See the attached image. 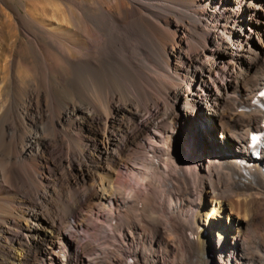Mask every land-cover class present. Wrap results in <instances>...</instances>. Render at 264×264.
Masks as SVG:
<instances>
[{
  "label": "bare ground",
  "instance_id": "obj_1",
  "mask_svg": "<svg viewBox=\"0 0 264 264\" xmlns=\"http://www.w3.org/2000/svg\"><path fill=\"white\" fill-rule=\"evenodd\" d=\"M44 3L0 22V264H95L103 222V264H264L261 1Z\"/></svg>",
  "mask_w": 264,
  "mask_h": 264
},
{
  "label": "rangeland",
  "instance_id": "obj_2",
  "mask_svg": "<svg viewBox=\"0 0 264 264\" xmlns=\"http://www.w3.org/2000/svg\"><path fill=\"white\" fill-rule=\"evenodd\" d=\"M42 0H0V22H3V21H5V15H6V13L7 14H9V15H11L10 16V18H11V20H14V18L12 17V12H14V11H16V9L18 8L23 14H25L26 15V17H25V19H27V16L29 15H31V13L33 12V15H31V16H34V14H36V16L34 17V18H36L37 19V9L38 8H40V7H42V6H47L45 3H44V1H54V0H43L42 2H41ZM256 1H258V3H259V1H261V4L264 6V0H256ZM41 2V3H40ZM41 4H43V5H41ZM48 6H50V5H48ZM59 6H61V4L59 5ZM63 7V6H62ZM36 9V10H35ZM28 10V11H27ZM26 11L28 12V14L26 13ZM256 11H261V13L263 12L264 13V9H262V10H260V9H258V10H256ZM11 12V13H10ZM263 15V17H261V20L262 21H264V14H262ZM30 16V17H31ZM13 18V19H12ZM249 25V24H248ZM261 25H264V23H262ZM227 55L228 54H226L225 52H223V55H221V59L222 58H225V57H227ZM258 75V74H257ZM21 76H23V72H21ZM258 77L259 78H262L263 77V74H261V73H259V75H258ZM257 78V77H256ZM242 86V85H241ZM243 86H245V85H243ZM240 87V85L238 86V88ZM196 115H198V117H202V113H197ZM201 115V116H200ZM219 118V115H217L216 116V119H218ZM219 121H220V118H219ZM182 134L181 135H177L176 136V138H178L179 140H180V142H181V145H180V149L182 150V151H184L185 152V155H186V158L188 159V160H191V163L192 162H195V164L197 165V167H198V169L200 170H202V165L199 163V161H198V156L196 155V153L195 152H193V155H190L189 154V152H188V150H187V148H186V146H185V136H184V132L182 131L181 132ZM193 137H194V139L196 140V144H197V147H199V145L201 146V148H204V150L206 151V143H204V138H205V136L206 137H210V138H215V139H218V137H217V132H211V131H207V132H205L204 133V136L203 135H200L198 132H196V131H193ZM196 134V135H195ZM204 140V141H203ZM200 141V142H199ZM203 141V142H202ZM172 142H173V140L171 141V143H170V146H171V144H172ZM199 143V144H198ZM236 150V149H235ZM239 149H237V151H230V153L228 152V153H225V154H223L222 156H220V157H214V158H212V160L213 161H215L216 159H218V158H221V157H236V155H237V152H239L238 151ZM240 153V152H239ZM168 157V156H167ZM247 158H248V155H247ZM248 162H250V160L248 159ZM247 162V163H248ZM249 164V163H248ZM247 164V165H248ZM163 166H165V163L163 164ZM204 170V169H203ZM180 186V185H179ZM262 200V199H261ZM263 205H264V203H263ZM260 208H263L262 206L260 207ZM261 210L262 209H260V212H261ZM221 219L223 220V222H226L227 221V217L226 216H223V217H221ZM87 221H88V223H93V219H91V217H89L88 219H87ZM102 224H105L106 225V223H101V225H100V227H98V229L99 228H101V230L100 231H98V230H96V229H87V230H79V231H75L74 233H73V238H74V240L75 241H78V242H76V244H77V246H79V251L81 252V254L82 255H84V256H86V257H88V258H90V259H92L94 262H95V264H103L104 263V261H105V258H104V255H103V252H102V248L103 249H106L107 248V244L106 243H104L103 242V239L101 238L102 236H103V232H101V231H103V230H105V226L103 225L102 226ZM92 230H94V232L95 233H97V235L95 234V233H90V231H92ZM77 232V233H76ZM80 232V233H79ZM84 233V234H83ZM74 234H75V236H74ZM92 234V235H91ZM100 234V235H99ZM81 235V236H80ZM95 235V236H94ZM80 236V237H79ZM92 236V237H91ZM96 238V239H95ZM100 238V239H99ZM93 239H94V241H93ZM98 239V240H97ZM74 241V242H75ZM90 241V242H89ZM93 243H92V242ZM98 242V243H97ZM100 242V243H99ZM229 245L232 243V239H230L229 241ZM97 243V244H96ZM85 246H84V245ZM88 244H90V245H88ZM101 244V245H100ZM82 245V246H81ZM94 246L95 248H93V249H89L88 247L89 246ZM101 247H100V246ZM105 245V246H104ZM86 246H88V247H86ZM105 248H104V247ZM211 246H212V244H211ZM85 248H86V251L84 252V250H85ZM101 248V249H100ZM97 250V251H96ZM101 250V251H100ZM214 250H215V247H213L212 246V252H213V257H214V260H213V264H217V257H216V255L214 254ZM252 250V249H251ZM250 250V251H251ZM257 249L256 248H253V251H256ZM96 251V252H95ZM98 252V253H97ZM100 252V253H99ZM102 252V253H101ZM84 253V254H83ZM262 252L260 251V254H261ZM99 254V255H98ZM105 254V253H104ZM122 256V255H121ZM119 256V258L117 259V262L115 263V264H125V262H126V264H133L134 263V260L132 259V258H130V257H128V256ZM98 257V258H97ZM100 257V258H99ZM125 257V258H124ZM209 259H210V257H211V259L213 258L209 253H208V256H207ZM124 260H123V259ZM97 259V260H96ZM128 259V260H127ZM130 261H133L132 263H129Z\"/></svg>",
  "mask_w": 264,
  "mask_h": 264
},
{
  "label": "snow or ice",
  "instance_id": "obj_3",
  "mask_svg": "<svg viewBox=\"0 0 264 264\" xmlns=\"http://www.w3.org/2000/svg\"><path fill=\"white\" fill-rule=\"evenodd\" d=\"M261 95H264V93H261ZM253 142L255 143L258 139H259V137H257V136H253Z\"/></svg>",
  "mask_w": 264,
  "mask_h": 264
}]
</instances>
